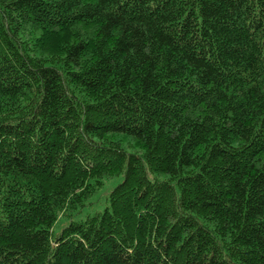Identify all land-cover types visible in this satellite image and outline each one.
<instances>
[{"label":"trees","instance_id":"1","mask_svg":"<svg viewBox=\"0 0 264 264\" xmlns=\"http://www.w3.org/2000/svg\"><path fill=\"white\" fill-rule=\"evenodd\" d=\"M0 264H264V0H0Z\"/></svg>","mask_w":264,"mask_h":264},{"label":"rangeland","instance_id":"2","mask_svg":"<svg viewBox=\"0 0 264 264\" xmlns=\"http://www.w3.org/2000/svg\"><path fill=\"white\" fill-rule=\"evenodd\" d=\"M123 176H118L106 180L101 189L94 195L91 202L92 204L79 210L72 215V217L61 216L53 226V235H59L62 230L72 221L79 222L85 220L88 216L94 215L97 212H102L109 207V196L112 190L123 181Z\"/></svg>","mask_w":264,"mask_h":264}]
</instances>
